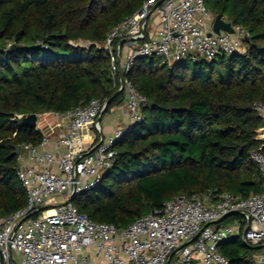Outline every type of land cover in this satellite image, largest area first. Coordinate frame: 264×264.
Masks as SVG:
<instances>
[{
	"label": "trees",
	"instance_id": "trees-1",
	"mask_svg": "<svg viewBox=\"0 0 264 264\" xmlns=\"http://www.w3.org/2000/svg\"><path fill=\"white\" fill-rule=\"evenodd\" d=\"M144 1L0 0V215L27 204L16 146L43 139L16 114L63 113L93 99L110 100L105 114L122 105L109 52L98 44ZM205 1L249 31L245 49L172 66L157 56L135 59L125 76L149 101L144 119L118 140L99 186L73 200L93 221L123 228L179 194L262 192L251 151L262 146L264 126L255 108L264 106V0ZM219 250L230 264H251L259 251L241 235Z\"/></svg>",
	"mask_w": 264,
	"mask_h": 264
},
{
	"label": "built area",
	"instance_id": "built-area-1",
	"mask_svg": "<svg viewBox=\"0 0 264 264\" xmlns=\"http://www.w3.org/2000/svg\"><path fill=\"white\" fill-rule=\"evenodd\" d=\"M215 17L205 0H145L98 44L109 52L114 84L125 93L122 128L103 133L98 118L108 101L101 99L51 112L67 123L57 141L52 134L60 124L45 129V113L37 114L43 139L19 145L16 170L27 204L0 215V264H230L219 247L239 235L259 249L251 264H264V188L248 197L179 194L123 228L93 221L70 200L99 186L116 162L118 140L144 119L149 101L125 76L137 57L157 56L172 66L241 51L249 31L232 23L233 33L217 34ZM255 108L264 113L262 104ZM251 158L264 178V152L253 150Z\"/></svg>",
	"mask_w": 264,
	"mask_h": 264
},
{
	"label": "crops",
	"instance_id": "crops-1",
	"mask_svg": "<svg viewBox=\"0 0 264 264\" xmlns=\"http://www.w3.org/2000/svg\"><path fill=\"white\" fill-rule=\"evenodd\" d=\"M112 111H113V113H112V115H110L111 118H110L109 123L105 125V129L103 127V133L104 134H110L115 129L122 128L123 125H125L126 122H127V116L124 113V103L122 105L113 107ZM104 115L102 116V119H103ZM55 123H59L60 126L57 127L55 129V131L53 132V134H52L53 141H57L58 136L60 134V131L66 129V127H67L66 124L67 123H66V121H60L51 112H48V113L44 114V121H43V125L42 126H44L45 129H47L49 127V125H52V124H55ZM87 132L90 134L91 129L88 128ZM52 146H54V144H52Z\"/></svg>",
	"mask_w": 264,
	"mask_h": 264
},
{
	"label": "water",
	"instance_id": "water-1",
	"mask_svg": "<svg viewBox=\"0 0 264 264\" xmlns=\"http://www.w3.org/2000/svg\"><path fill=\"white\" fill-rule=\"evenodd\" d=\"M158 5V4H157ZM156 5V6H157ZM155 6V7H156ZM154 7V8H155ZM154 8L151 10L153 11ZM213 30L215 33L219 34L221 33V31H227V32H230V33H233L234 32V29H233V26H232V22L231 21H228L223 15L221 14H218L216 15L215 17V21H214V25H213ZM246 41L248 42L249 41V38L247 37L246 38ZM125 42V40H122L121 41V44H123ZM15 48V47H14ZM123 91V88L122 89H119L118 92H122ZM110 104V100L107 102L106 104V107H105V110H107L108 106ZM104 113V112H103ZM103 113L99 116V120L102 119V116H103ZM261 116L264 118V113H261ZM23 123L26 124V125H29L31 127H36V123H37V114L36 113H32V114H29L27 116H25L23 119H22ZM257 139L260 140L262 142V146L260 147V150H262L264 148V126L259 128L257 130ZM20 151V147L19 145L16 146V149H15V154L18 155ZM74 197H71L70 200H73ZM225 218V217H224ZM223 218V219H224ZM222 219V220H223ZM198 236V235H197ZM196 236V237H197ZM195 237V238H196ZM170 261V260H169ZM169 261L166 263L168 264Z\"/></svg>",
	"mask_w": 264,
	"mask_h": 264
},
{
	"label": "rangeland",
	"instance_id": "rangeland-1",
	"mask_svg": "<svg viewBox=\"0 0 264 264\" xmlns=\"http://www.w3.org/2000/svg\"><path fill=\"white\" fill-rule=\"evenodd\" d=\"M80 44H82V43H80ZM83 45H85V43ZM244 49H245V45L243 46V48L241 49V51H243ZM112 113H113V111L111 109L109 112H107L104 115L103 119L101 120V123H102L104 129H105V125L109 123L110 118H111L110 115H112ZM39 119H40V117H39ZM230 222H231V218H227L224 223L229 224Z\"/></svg>",
	"mask_w": 264,
	"mask_h": 264
},
{
	"label": "bare ground",
	"instance_id": "bare-ground-1",
	"mask_svg": "<svg viewBox=\"0 0 264 264\" xmlns=\"http://www.w3.org/2000/svg\"><path fill=\"white\" fill-rule=\"evenodd\" d=\"M79 43H82V44H84V43H86L85 41H79Z\"/></svg>",
	"mask_w": 264,
	"mask_h": 264
}]
</instances>
